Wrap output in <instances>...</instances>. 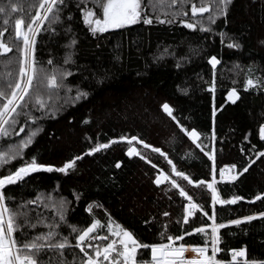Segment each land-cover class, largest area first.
Wrapping results in <instances>:
<instances>
[{
	"label": "trees",
	"instance_id": "obj_1",
	"mask_svg": "<svg viewBox=\"0 0 264 264\" xmlns=\"http://www.w3.org/2000/svg\"><path fill=\"white\" fill-rule=\"evenodd\" d=\"M40 2L0 0V7L6 9L0 14V32L5 33L0 42L13 48L0 54V86L21 79L22 41L14 38L15 20H24L26 31L31 17L37 11L44 13ZM182 2L181 10L175 6L168 16L146 5L143 18H151V24L142 18L96 34L84 23L81 9H91L101 18L100 0H66L58 22L42 21L34 45L36 79L26 106L14 117L16 123L6 126L9 135L0 136V152L11 157L32 132L37 134L21 156L0 168V177L15 172L25 161L30 163L32 157L53 167L51 172H32L6 186L4 203L17 224L24 221L14 234L18 241L46 246L64 242L66 237L69 247L22 251V255H33L38 264H81L85 257L74 247L76 237L99 220L102 227L92 236L108 240L88 242L101 249L112 241L106 228L112 219L131 232L138 244L149 245L138 249V260H149L150 247L168 242L167 237L183 236L181 243L186 246L209 247L213 223L209 217L215 214V223L225 225L218 228L221 252L217 259L230 264L231 250L240 249L245 255L236 264H264V216L260 215L264 213V156L259 155L264 152L259 132L264 126V0H231L226 8L217 0ZM192 4L210 8L197 15L202 22L193 19ZM13 5L16 12L11 11ZM184 12L188 15L180 14ZM157 18L172 22L160 23ZM3 21H8L7 27ZM187 23L197 27L188 28ZM73 39L75 45H71ZM69 55L71 62L65 64ZM212 57L218 61L215 65ZM54 69L73 73L58 89L46 84V76ZM248 79L256 82L254 87L246 86ZM233 89L238 98L230 100ZM81 92L88 95L76 99ZM37 96L45 108L35 105ZM165 103L172 108V116L163 111ZM193 130L198 140L188 135ZM121 137H137L161 152L149 149L129 156L128 142ZM114 140L119 142L86 154ZM76 157L82 159L73 168L55 170ZM226 165L235 166L234 181L220 180ZM162 172L171 179L157 184ZM213 178L218 180L213 186L219 198H239L236 203L213 205L212 190L207 188ZM200 181L205 183L199 185ZM181 188L187 196L180 195ZM191 202L202 206L208 216L199 209L188 216ZM249 216L256 218L245 219ZM235 220L241 223H232ZM199 228L205 232L197 233ZM49 232L56 233L51 241L36 239ZM86 251L94 256L96 248ZM101 264L107 262L101 259Z\"/></svg>",
	"mask_w": 264,
	"mask_h": 264
},
{
	"label": "snow or ice",
	"instance_id": "obj_2",
	"mask_svg": "<svg viewBox=\"0 0 264 264\" xmlns=\"http://www.w3.org/2000/svg\"><path fill=\"white\" fill-rule=\"evenodd\" d=\"M66 0H41L39 3V9L43 10L44 15H41L40 11H37L34 16L31 17V22L26 25L27 30L22 29V25H24V20L16 19L15 20V30H14V38L18 41H22V48L19 49L21 52L22 59L20 61L19 68V76L20 80L16 81L14 84L8 83L7 85L0 86V136H8L9 131L6 126H11L16 123L14 117L15 115H19L21 113L18 112V109L26 106V97L29 96V91L33 87L34 80L36 79V68H35V39L33 38L36 34L34 24H37L38 21L49 20V21H59L60 20V11L62 7L65 5ZM180 0H156V3L160 7H164L165 4H171L173 6L177 5ZM223 3L224 7H227V4L231 2V0H217V3ZM100 4L102 7V19L97 18L93 19L96 13L91 10L81 9L83 12V20L84 23L89 25L90 30L93 34L103 33L108 31L110 28H121L127 25L138 23L142 17L146 15V5L147 0H100ZM154 7L156 4L153 5ZM79 7V5H78ZM12 12H16L17 8L13 5L11 8ZM209 9L203 6L197 7L196 4L191 5V14L193 17H196L198 14L203 15L208 12ZM6 13L5 7H0V14ZM181 15H188L187 12L180 13ZM71 17H69L70 19ZM160 23H171L172 21L160 20ZM212 19L211 17L209 18ZM5 27L8 25V21L2 22ZM143 23L151 24L153 20L151 18H143ZM186 26L188 28H196L197 25L193 23H187ZM70 30V29H69ZM202 31H208L209 29H201ZM5 35L4 32H0V37ZM77 41L73 39L71 41V45H75ZM238 46V45H236ZM229 47H233V45H229ZM13 51V48L9 47L8 44L0 42V54H7ZM65 64L71 62V56L69 55L65 59ZM53 62L51 60L48 61V64L51 65ZM211 63L215 65L218 63L215 57H212ZM73 73L70 71H61L57 73L55 69L53 72L46 76V84L47 87L51 89H58L63 86V80L71 76ZM256 82L252 79H248L246 81L247 87H254ZM88 93L81 92L78 93L76 99H80L81 97H86ZM231 96H237L236 90L233 89ZM230 96V98H231ZM238 98V97H237ZM235 102V101H233ZM35 105L39 107H45L43 100L37 96L35 100ZM163 111H165L169 116H172V108L167 103L162 105ZM88 121H85L87 123ZM21 132L24 131L23 128L20 129ZM260 136L264 139V126H261ZM19 133H17L18 135ZM36 132H32L28 138L21 142L18 149L9 157L8 153H0V168H4L7 164L10 163L11 159H16L17 157L22 155L23 149L27 148L33 142V137L36 135ZM189 136L193 138V140H197L198 133L193 130L188 133ZM214 135V133H213ZM121 140H126L129 144H132V141L137 140V137H131L130 139L127 137H121ZM119 141H110L107 144H99L96 147L89 150L86 154H92L94 152L100 151L101 149H106L110 147L111 144L117 143ZM139 143H143V141H139ZM145 147H151L149 145H144ZM198 147L200 145H197ZM155 152H161L158 148L152 149ZM203 150V149H201ZM129 156H140L141 153L137 151L135 147H130L128 149ZM260 156H264V152L259 153ZM143 158V157H142ZM82 159V157H76L70 162L64 164L63 167L55 169L56 171L66 172L68 169H71L75 166L77 160ZM171 164V161H168ZM254 163V161H253ZM120 167L119 164L116 165ZM235 167V166H233ZM47 170L49 172L53 171V167L45 166L37 163L36 157H32L31 162H24L22 167H19L15 172H12L7 175H3L0 177V264H38V260L30 254H21L22 251L27 253L29 250L32 253L47 251L48 248H52L54 250H64L69 247L67 238H64V242L58 244H47L46 246L38 245L37 243L26 244L23 241H18L15 238L14 234H18L20 231V226L24 225V221L21 220L19 224H17V217L11 213H9V209L5 206V196H6V186L14 185L21 181L25 176H28L32 172H36L39 170ZM173 171H175V166H173ZM247 171V168L244 169ZM223 174V173H222ZM176 175L184 176L183 173L177 172ZM167 176H164L163 179H167ZM187 179V177H184ZM236 177H233L235 179ZM163 180L158 177L156 183H162ZM191 183V181H189ZM173 185H176V181H172ZM205 182L200 181L199 185H203ZM197 185V186H199ZM207 188L212 190V201L214 204H234L237 202V199L234 198L232 200H221L219 198V194L216 191V188L212 183L207 184ZM181 196H187L188 194L181 188L180 189ZM189 201L192 200L191 196H188ZM257 200L261 199L260 196L256 197ZM199 209V211L203 212L202 206H199L195 203H190L188 205V216H193L195 210ZM7 215V219L5 218V214ZM167 215V213H165ZM204 216H208L207 212H203ZM264 216V213L260 214ZM255 216H249L245 219L252 220L255 219ZM63 219V216H61ZM209 219L213 220V224H215V214ZM185 223H187V217H185ZM232 223L239 224L240 220L232 221ZM31 227H35L34 224L29 225ZM99 226V221L94 222L90 227L80 232V234L76 237V244L74 247H78L80 251L83 253L85 259L81 261V264H101V257L103 262H107V264H138V249H147L149 245H140L137 240L133 238V234L129 231L119 230L114 233L117 237H120L119 241L112 240L110 243H107L103 249H100L99 246H95L88 241L95 239H103L108 240L107 236L98 237L92 236V234L97 227ZM224 224H220L218 226H212L211 228V255H209V247L207 244L203 247H187L184 243H180L178 246L175 243L176 241H182L184 239L183 236L167 237L170 243L167 244H155L150 247L151 251V261L150 264H221V261L217 259V254L221 252V249L218 247L219 244V236H218V228H224ZM119 229V226L117 225ZM73 232L76 231V228L73 227ZM197 233H204L205 228H199L195 230ZM192 233H185V235H191ZM56 235L54 232H49L46 236L37 237V240H45L51 241L52 238ZM121 246L120 249L117 248V244ZM19 245V246H18ZM96 248V251L93 255H90L86 248ZM195 252L198 253L197 258H186V252ZM245 252L241 251H232V261L230 264H236L237 258L243 257ZM95 257V258H94ZM122 258V259H121ZM51 264V261L49 262ZM140 264H144L143 261H140ZM247 264V261L244 262Z\"/></svg>",
	"mask_w": 264,
	"mask_h": 264
},
{
	"label": "rangeland",
	"instance_id": "obj_3",
	"mask_svg": "<svg viewBox=\"0 0 264 264\" xmlns=\"http://www.w3.org/2000/svg\"><path fill=\"white\" fill-rule=\"evenodd\" d=\"M182 1H184V0H180V2H178V4L177 5H175V6H180V9H178V10H181V5L183 4V2ZM154 4H156V6L154 7L153 5ZM147 6H153V9L152 10H154V13H157V14H160V15H173V13L175 12V6H173V5H171V4H165V6L164 7H160L157 3H156V0H147ZM203 7H206V8H208L209 10H210V8L207 6V5H205V6H203ZM146 11V10H145ZM43 15H44V13H43ZM42 15V16H43ZM206 16H208V17H206L207 19H209L210 18V14H206ZM201 17V16H200ZM204 17V16H203ZM98 17L97 16H94L93 17V19H97ZM143 18V17H142ZM196 18V19H195ZM101 19H102V17H101ZM193 19H195V21L197 22V21H200V18L199 17H194ZM43 21V20H42ZM42 21H38L37 22V24H35V26H34V28H35V31H36V34H35V36L33 37L34 39H35V37H36V35H37V33H38V31H39V28H40V26H41V23H42ZM203 21V20H202ZM202 21H200V22H202ZM233 91V90H232ZM232 91L228 94V98L230 99V100H235L237 97H238V93H237V91H236V93H237V96H231V93H232ZM56 96H58V95H54V97L53 98H58V97H56ZM230 96H231V98H230ZM50 100H47V104H50V102H49ZM54 102V101H53ZM42 108H45V107H42ZM52 111V110H51ZM199 137V136H198ZM199 139V138H198ZM197 139V140H198ZM139 141L140 140H135V141H132V144H129L128 143V145H129V148L130 147H135L136 149H137V151H139L141 154L142 153H146V152H148L149 151V149L150 150H152L153 149V147L151 146V147H145L144 145L146 144V145H148L147 143H145V142H143V143H139ZM150 146V145H149ZM1 153V152H0ZM210 153V156H211V158L212 159H214V154H213V152L211 151V152H209ZM222 177L220 178V180L221 181H234L236 178H237V176H238V174H237V172L235 171V167H233L232 165H226L224 168H223V171H222ZM164 176H167L168 178L167 179H163V177ZM158 177H160L162 180H163V182L164 181H167L168 179H171L170 178V176L169 175H166L164 172H162V173H160L159 175H158ZM157 177V178H158ZM233 177H236L235 179H233ZM218 180L216 179V178H213V181H212V184H214V183H216ZM162 182V183H163ZM161 184V183H160ZM191 203H193V202H191ZM213 205H214V202H213ZM215 206V205H214ZM7 213L5 214V218L7 219ZM97 221H99V220H96L95 222H97ZM117 225L119 226V229L117 228ZM212 226H218V224L217 223H215V224H213L212 223V225L210 226V229L212 228ZM102 227V222L101 221H99V226L97 227V229L94 231V232H96L99 228H101ZM109 231H110V233L112 234V240H117V241H119V239H120V237H117L116 235H114V233L116 232V231H119V230H124V231H128V230H125L123 227H122V225L121 224H117L116 222H114L112 219L111 220H109V223L107 224V227H106ZM93 234V233H92ZM92 234H90V235H92ZM133 238H134V236H133ZM135 239V238H134ZM111 242V241H110ZM109 242V243H110ZM167 243H170V241H168V242H166V243H164V244H167ZM176 244H177V246L181 243V241H176L175 242ZM187 247H189V246H187ZM117 248L118 249H120L121 248V246L119 245V243L117 244ZM101 249H103V247L101 248ZM86 250H87V248H86ZM208 254H210L211 255V245L209 246V253ZM95 258V257H94ZM100 259H102V257L100 258ZM122 259V258H121ZM221 264H226V262H223V261H221Z\"/></svg>",
	"mask_w": 264,
	"mask_h": 264
},
{
	"label": "built area",
	"instance_id": "obj_4",
	"mask_svg": "<svg viewBox=\"0 0 264 264\" xmlns=\"http://www.w3.org/2000/svg\"><path fill=\"white\" fill-rule=\"evenodd\" d=\"M233 250H235V251H241L240 249H233ZM233 250H231V252H230L231 260H232V251ZM185 257L186 258H197V257H188V256H185ZM241 258L242 257L237 258V261L236 262H239L241 260ZM142 261L144 262V264H150L151 259H149V260H142ZM138 264H140V261L139 260H138Z\"/></svg>",
	"mask_w": 264,
	"mask_h": 264
},
{
	"label": "bare ground",
	"instance_id": "obj_5",
	"mask_svg": "<svg viewBox=\"0 0 264 264\" xmlns=\"http://www.w3.org/2000/svg\"><path fill=\"white\" fill-rule=\"evenodd\" d=\"M192 257H198V253H195V252H188Z\"/></svg>",
	"mask_w": 264,
	"mask_h": 264
},
{
	"label": "water",
	"instance_id": "obj_6",
	"mask_svg": "<svg viewBox=\"0 0 264 264\" xmlns=\"http://www.w3.org/2000/svg\"><path fill=\"white\" fill-rule=\"evenodd\" d=\"M185 256L192 257L188 252L185 253Z\"/></svg>",
	"mask_w": 264,
	"mask_h": 264
}]
</instances>
